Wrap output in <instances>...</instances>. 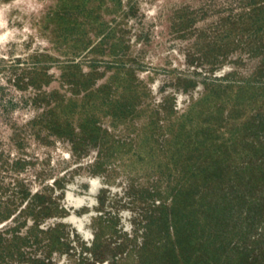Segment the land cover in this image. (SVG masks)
Listing matches in <instances>:
<instances>
[{
  "label": "rangeland",
  "instance_id": "obj_1",
  "mask_svg": "<svg viewBox=\"0 0 264 264\" xmlns=\"http://www.w3.org/2000/svg\"><path fill=\"white\" fill-rule=\"evenodd\" d=\"M0 264H264V0H0Z\"/></svg>",
  "mask_w": 264,
  "mask_h": 264
}]
</instances>
